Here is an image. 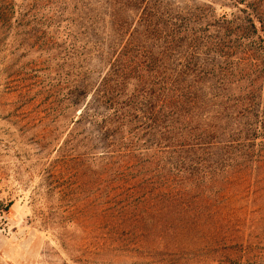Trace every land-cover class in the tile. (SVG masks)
I'll return each mask as SVG.
<instances>
[{
  "label": "trees",
  "instance_id": "1",
  "mask_svg": "<svg viewBox=\"0 0 264 264\" xmlns=\"http://www.w3.org/2000/svg\"><path fill=\"white\" fill-rule=\"evenodd\" d=\"M171 13L164 0H0V56L17 44L20 60L44 59L18 70L36 81L25 96L72 113L78 134L64 146L98 154L116 233L153 258L174 250L147 236L225 221L221 205L247 179L238 175L264 165V12L214 34ZM62 50L71 63L60 70ZM223 241L215 246L246 252Z\"/></svg>",
  "mask_w": 264,
  "mask_h": 264
},
{
  "label": "rangeland",
  "instance_id": "2",
  "mask_svg": "<svg viewBox=\"0 0 264 264\" xmlns=\"http://www.w3.org/2000/svg\"><path fill=\"white\" fill-rule=\"evenodd\" d=\"M247 1L249 7L240 0L164 3L171 14L201 20L214 34L264 12V0ZM16 48L0 56V264H237L242 258L264 264V165L238 175L247 179L221 205L225 221L174 223L175 233L166 231L165 239L162 233L144 239L167 244L172 256L131 252L139 239L116 233L111 178L102 173L98 154L64 146L70 132L78 134L72 113L50 115L29 103L24 85L32 88L36 81L27 82L18 70L44 59L30 52L20 60L25 51ZM53 54L52 66L61 70L71 63L63 50ZM228 238L243 243L246 252L215 246Z\"/></svg>",
  "mask_w": 264,
  "mask_h": 264
}]
</instances>
